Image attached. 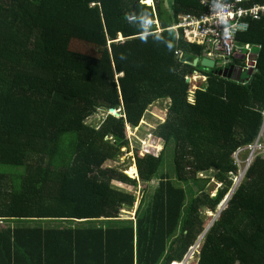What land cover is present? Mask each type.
<instances>
[{"label":"trees","instance_id":"16d2710c","mask_svg":"<svg viewBox=\"0 0 264 264\" xmlns=\"http://www.w3.org/2000/svg\"><path fill=\"white\" fill-rule=\"evenodd\" d=\"M202 1L154 0L158 32L141 0H0V264H173L189 254L203 214H217L233 187L234 154L264 144V15L237 34L238 54L206 69L193 62L207 47L172 29L205 14ZM195 75L205 82L193 90ZM159 100H169L153 131L163 149L135 152L138 180L104 169ZM98 109L120 117L88 125ZM209 173L214 197L200 178ZM137 181L146 188L134 220L120 219L137 198L113 184ZM237 184L194 264H264L263 156Z\"/></svg>","mask_w":264,"mask_h":264},{"label":"rangeland","instance_id":"374dc122","mask_svg":"<svg viewBox=\"0 0 264 264\" xmlns=\"http://www.w3.org/2000/svg\"><path fill=\"white\" fill-rule=\"evenodd\" d=\"M143 3L146 4L147 2L145 3L143 1ZM91 53H92V50H91ZM202 80L205 82V79H201V77L197 75L192 79L191 83L193 86V90L195 88L197 89L198 87L197 84L199 83L203 84ZM167 106H169V100H163V101L159 100L155 102L148 108L147 112L144 115L143 120L141 121L138 127L136 128L127 127L126 132H127L128 146L123 147L121 149L122 155L118 159H116L115 162H108L104 165L103 168L104 169H114L118 171L119 173L125 174L130 179L138 180V174H137V169L135 166V158H134L135 152L138 151V155L142 157L148 153H153L154 155H157L159 154L161 149H163V142L153 136V131L157 127V124H159L160 122H163L165 118ZM108 113L109 111H106L105 109H98L97 112L91 118L87 120V124L93 127H99L102 124V122H104ZM118 117H120V113ZM107 140L111 141V138H108ZM111 143H113V141H111ZM239 152H238L239 154L237 153L238 155L236 154L238 174L236 177H231L233 187L239 175L243 172L247 164V160L249 156V151L247 150H242ZM257 153L264 157V152L258 151ZM236 155L234 154V157ZM163 165H164V173L167 172V174H169L171 177H174L175 174H174V168H173V152L170 149L166 148V153L163 159ZM132 169L135 170V174L134 176H129L128 174L132 173L131 172ZM214 175L215 173H209V174H203L200 176L201 179L211 178V183L207 187V192L211 193V197H214L216 195L217 190L220 187L215 182ZM137 182H138V185L136 187L127 186V185H123L119 183L113 184L114 188L121 190L123 192L129 193V194H132L133 196L137 198L136 204L133 208L125 207L120 212V219H123V220L134 219L137 208L141 203L143 191L146 188V186L142 185L139 181ZM235 186L237 187L238 184ZM203 215L206 216L207 222H209L208 226L214 220H216V214L205 212ZM198 246L196 248L192 247L190 249L189 254L187 255V257H189L188 262H186V260L184 259L183 261L184 264H194L198 256ZM178 264H181V263H178Z\"/></svg>","mask_w":264,"mask_h":264},{"label":"built area","instance_id":"2783aa9c","mask_svg":"<svg viewBox=\"0 0 264 264\" xmlns=\"http://www.w3.org/2000/svg\"><path fill=\"white\" fill-rule=\"evenodd\" d=\"M250 2L251 0H203L201 5L205 14L200 17L184 16L174 28L182 31L190 41L205 45L208 50L207 58L214 60L215 64L219 62V65L225 66L228 57L239 53L236 36L247 30V19L259 20L264 15V5L250 6ZM130 21H134V18ZM120 41H123L121 37ZM242 150L249 151L252 157L258 151L264 152V144L257 140L238 152ZM236 157L237 155L234 157L235 163ZM188 259L189 257L186 262Z\"/></svg>","mask_w":264,"mask_h":264},{"label":"water","instance_id":"95a60500","mask_svg":"<svg viewBox=\"0 0 264 264\" xmlns=\"http://www.w3.org/2000/svg\"><path fill=\"white\" fill-rule=\"evenodd\" d=\"M164 5L167 6V2L164 1ZM200 65L203 68L206 69H213L215 67V62L212 59H209L207 57L202 58L201 60H199L198 58H196L193 62V66H197ZM228 74H226V71L223 70L221 71V75L222 77H225V75L227 77H230L232 69L229 68L228 69ZM187 83H189V80H187ZM110 114H113L114 116L118 117L119 116V111L116 109H110L109 110ZM251 155H249L250 157ZM249 166V164H247L243 170V175L245 173V171L247 170V167ZM239 178V177H238ZM236 189V186L234 185V187L232 188V190L230 191V193L227 195V197L223 200L222 204L219 206L218 210H217V214H216V218L218 217L219 213L223 210L224 206L226 205L227 201L230 199L231 195L233 194L234 190ZM215 221V220H214ZM214 221L205 229L204 233L200 236V238L198 239L197 243L195 244V248L200 244L201 240L203 239V237L205 236L206 232L210 229V227L213 225Z\"/></svg>","mask_w":264,"mask_h":264},{"label":"crops","instance_id":"0c3cea01","mask_svg":"<svg viewBox=\"0 0 264 264\" xmlns=\"http://www.w3.org/2000/svg\"><path fill=\"white\" fill-rule=\"evenodd\" d=\"M143 1L146 3V1H147V3L146 4H144L143 3ZM141 0V4L142 5H145V6H147V7H149V8H152V10H153V12H154V14H155V21L153 22L154 23V25H156V27H157V29H158V32H161V27H160V24L158 23V21H157V17H156V10H155V4H154V0ZM148 1H150L149 3H148ZM164 1H166L167 2V0H163V5H164ZM202 6V5H201ZM164 7L165 8H169V2H167V6H165L164 5ZM184 16H187V15H183V16H181V17H179L178 18V20L176 21V23H174V26L172 27V29L173 30H175V31H178V30H176L174 27L178 24V22H179V20H180V18H182V17H184ZM192 17H195V16H192ZM153 23H150V24H153ZM179 32V31H178ZM120 37L122 38V36L120 35L119 36V40H120ZM123 39V38H122ZM192 42V41H191ZM208 51V50H207ZM205 57H207V54L203 57V58H205ZM199 59V58H198ZM200 60V59H199ZM196 76V75H195ZM194 76V77H195ZM193 77V78H194ZM201 79H202V77H201ZM189 80V83H191V81H192V79H188ZM135 217V216H134ZM129 220V219H128ZM130 220H134V219H130ZM48 225H51V227H57V224H45V225H43V226H48ZM12 227L13 226H11V229H12ZM188 257L187 256H185V260L187 259ZM184 261V260H183ZM179 262H174L173 264H178Z\"/></svg>","mask_w":264,"mask_h":264},{"label":"clouds","instance_id":"9594fccd","mask_svg":"<svg viewBox=\"0 0 264 264\" xmlns=\"http://www.w3.org/2000/svg\"><path fill=\"white\" fill-rule=\"evenodd\" d=\"M236 153H238V151H237ZM236 153H235V154H236ZM239 153H240V152H239ZM239 153H238V154H239ZM238 154H237V155H238ZM255 154H257V153H255ZM255 154H254V155H255ZM249 155H251L250 152H249ZM254 155H253V156H254ZM253 156H252V157H251V156H250V157L248 156L247 164H250V163H251V160L253 159ZM247 164H246V165H247ZM239 176H240V175H239ZM242 178H243V177H242ZM238 185H239V184H238ZM236 188H237V187H236ZM181 263H183V261H182ZM183 264H184V263H183Z\"/></svg>","mask_w":264,"mask_h":264}]
</instances>
